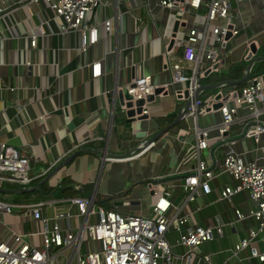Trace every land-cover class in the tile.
<instances>
[{
  "label": "crops",
  "instance_id": "crops-1",
  "mask_svg": "<svg viewBox=\"0 0 264 264\" xmlns=\"http://www.w3.org/2000/svg\"><path fill=\"white\" fill-rule=\"evenodd\" d=\"M129 3L132 16L129 13L123 16V31L118 35H104L99 27L98 41L82 53L74 48L75 35L60 34L53 20L50 21L53 32L48 28L46 35L39 36L37 46L30 48L28 35L35 31L39 22L35 14L38 9L29 10L17 0H11L9 12L0 19V85L16 89L0 88V141L29 158L31 181L26 187L0 183L3 190L29 189L13 193L0 191V201L15 204L63 199L44 206L42 215L47 218L48 227L56 222L61 228L74 231L82 218L66 199L87 193L119 212L149 216L156 200L150 184L157 183L158 193L170 191L173 207L167 215H186L187 221L181 230L222 226L221 235L216 234L200 244L197 251L176 259L177 263L187 264L190 257V263L197 264L199 254L207 253L213 264H264L250 256L249 248L235 251V245L247 238L251 230H258L253 244L259 252H264V229L259 230L257 221L249 215L255 204L248 190L233 194L229 200L221 199L224 187L237 184L225 172L217 173L209 181L208 193L198 189L192 202L185 201L180 186L183 176L192 172L199 160L220 168L229 149L244 153L249 160H260L264 154L262 140L256 143L240 136V126L235 121L226 132L225 141H218L217 126L221 115L216 109L197 118H179L182 104L176 100L174 90L180 84H171V72L162 57L163 40L167 37L162 40L158 37V32L167 34L176 23L171 13L159 8H156L158 20L155 23L142 11L143 22L139 23L133 18L139 11L133 0ZM231 6L239 33L223 48L226 57L223 71L209 73L199 80L200 86H204L198 93L202 103L220 90L226 93L240 88L235 87L240 83L232 85L231 82L240 80L251 63L246 57V41L254 40L257 46L248 77L261 74L264 78V60L257 58L264 57V0H231ZM109 13L111 7H99L92 21L100 22ZM39 16L48 19L51 13L43 9ZM200 23L202 18L198 16L194 24ZM92 59L101 62V75L97 78H92L86 67ZM25 60H30L32 65H25ZM240 66L243 67L241 77L234 76L235 69ZM141 74L150 75L153 84H167V90L147 104L148 116L117 118L121 103L118 92L114 93L116 88ZM220 82L224 83L212 87ZM241 83L245 85L246 81ZM33 86L49 90L45 95L38 94L33 92ZM263 104L258 102L257 105L262 107ZM18 106H22L19 113ZM246 110V105L237 106L236 119L243 117ZM40 115L42 119H38ZM259 118L264 121V113ZM194 124L209 129L207 148L197 149ZM149 143L150 147L144 152L129 157ZM23 193L30 195L23 196ZM237 210L243 218H238ZM66 211L73 215L54 218ZM95 220L92 216L91 221ZM42 229L41 221L31 215H21L14 208L10 213L0 212L1 240L8 239L14 231L23 234L31 244L40 246ZM178 236L179 232L173 227L166 232L172 251L181 256L188 248L177 244ZM98 248L97 241L85 237L80 251L85 253ZM70 251L65 249L64 254L69 256ZM59 261L64 262V256L59 257Z\"/></svg>",
  "mask_w": 264,
  "mask_h": 264
},
{
  "label": "built area",
  "instance_id": "built-area-1",
  "mask_svg": "<svg viewBox=\"0 0 264 264\" xmlns=\"http://www.w3.org/2000/svg\"><path fill=\"white\" fill-rule=\"evenodd\" d=\"M130 0H17V3L27 7H37L39 22L35 31L29 36L30 48L37 46L39 36H44L47 29L53 32L50 21H56L58 32L62 35L73 34L77 39L75 50L86 52L99 38V27L104 35L116 34L123 31V16L130 13ZM139 13L133 18L143 22L141 11L144 7L145 17L151 18L153 23L157 21L156 8L171 13L176 28L167 34L158 32V37L163 40L162 57L166 68L171 72V84H180L174 90V96L180 104V119L189 117L197 118L213 110L215 103H220L216 108L220 112L221 122L217 126L218 141H225L226 132L233 122L240 126L239 135L251 138L256 143L262 140L264 147V121L259 118L264 113V104L258 107V102H264V78L257 74L248 77L245 85L238 90H230L223 93L221 90L208 97L200 106L198 98L193 100L194 93L200 86L199 80L207 74L217 72L226 65L224 47L229 39L239 33L237 25L233 21L231 13V0H133ZM241 1V0H235ZM111 7V13L105 15L100 22L92 21L95 10L99 7ZM11 8V0H0V19ZM49 10L50 18L43 19L39 13ZM199 10H203L199 12ZM132 16V15H131ZM202 18V23L195 25L197 17ZM2 35L0 30V44ZM254 40L246 41L248 48L246 57L253 55L250 45ZM207 44V46H206ZM257 48V46H256ZM181 53L178 54V51ZM112 52H115L113 50ZM119 50L117 49L116 55ZM25 65L30 67L32 62L25 60ZM86 67L90 69L92 78L101 75V62L92 59ZM14 90L15 87L1 86ZM157 88L160 95L167 90V84L157 85L151 82L150 75H139L130 82L118 86L114 93L127 91L130 98L123 99L120 108L125 112L127 119H136L144 115L148 116V96L153 95ZM33 92L47 94L48 88L32 87ZM47 90V91H46ZM108 92V91H107ZM186 93V95H185ZM154 95V96H157ZM216 96H219L216 98ZM137 100H143L140 106H136ZM231 102L233 104H231ZM131 103V106L127 104ZM246 105V114L236 119L237 106ZM18 113L22 106H18ZM129 110L132 115H127ZM43 115L38 116L42 119ZM193 132L196 138L198 150L208 147L209 129L201 128L194 124ZM150 143L129 157L133 158L144 152ZM105 159H111L105 157ZM29 158L21 154L5 141H0V183L17 184L26 187L30 181ZM225 172L230 174L237 182L234 187L226 186L221 191V199L229 200L231 196L241 190H248L250 199L255 207L249 215L258 223V229H264V154L260 160H249L244 153L229 149L222 160L221 167H214L204 160H199L192 172L183 176L180 184L185 193V201L192 202L198 189L204 193L210 191L209 181L217 174ZM157 183H151L150 188L156 196L151 206L149 216L126 214L114 208H105L98 205L93 195L77 196L66 199L68 205L75 206L77 216L82 218L73 231L69 228H61L54 222L48 227L47 218L42 215V208L53 205L62 200H38L32 203H7L0 201V212L10 213L13 208L21 215H31L43 224L41 230V245L36 246L24 239L23 234L12 232L8 239H0V264H179L176 259L182 258L188 253L197 251L200 244L222 234V226H195L185 231L181 226L186 223V215L168 216V210L173 207L170 200V191L157 192ZM65 201V200H64ZM238 218H243L238 210ZM70 211L58 213L55 219L70 218ZM95 216L96 220L91 221ZM173 227L179 232L177 244L185 246L187 253L178 256L172 251V246L166 238V232ZM258 231V230H257ZM256 230H251L247 238H243L235 245V251L249 248L250 256L264 262V252H259L253 244L257 235ZM99 243L98 250L80 251L83 239ZM65 249H70V255L64 254ZM64 256L65 261L60 262L59 257ZM190 257H188V263ZM197 264H213L211 255L200 253Z\"/></svg>",
  "mask_w": 264,
  "mask_h": 264
},
{
  "label": "water",
  "instance_id": "water-1",
  "mask_svg": "<svg viewBox=\"0 0 264 264\" xmlns=\"http://www.w3.org/2000/svg\"><path fill=\"white\" fill-rule=\"evenodd\" d=\"M176 25V24H175ZM176 27H174V29H175ZM250 49H251V52H252V54H255L256 53V50H257V48H256V46H255V44L254 43H252L251 45H250ZM259 60H264V57H257ZM257 58H255V59H257ZM248 59H251V63H252V60L254 59V58H252V56L251 55H249V58ZM250 63V64H251ZM250 64L247 66V70H246V72H245V74H244V76L240 79V80H238V81H234V82H231L232 83V85H236V84H239V83H241V82H244V81H246L247 79H248V69H249V67H250ZM224 82H220V83H217V84H213L212 85V87H217V86H219V85H221V84H223ZM203 87L204 86H199L198 88H197V90H196V92L194 93V96H193V100L195 99H197L198 98V93L200 92V90H202L203 89ZM211 87V88H212ZM161 91V88H157L156 90H155V92H154V94L153 95H150V96H148V100H152L153 98H154V95H157L159 92ZM185 95H186V93H185ZM219 96H216V98H218ZM118 98H119V102L122 104V102H123V99H127V98H130V95H128L127 94V91L126 90H123L122 92H118ZM143 103V100H137L136 102H135V105L136 106H140L141 104ZM128 106H131L132 104L131 103H128L127 104ZM220 106V103L218 102V103H215L214 105H213V109H216L217 107H219ZM133 114V111L132 110H129L128 112H127V115L129 116V115H132ZM0 191H6V192H10V193H13V192H26V191H29V189H25V188H20V189H16V190H3V189H0ZM96 201V200H95Z\"/></svg>",
  "mask_w": 264,
  "mask_h": 264
},
{
  "label": "trees",
  "instance_id": "trees-1",
  "mask_svg": "<svg viewBox=\"0 0 264 264\" xmlns=\"http://www.w3.org/2000/svg\"><path fill=\"white\" fill-rule=\"evenodd\" d=\"M242 71H243V67L242 66H240V67H237L236 69H235V73H234V76H238V77H241V73H242ZM218 72H219V70H218ZM243 85V83H240L239 85H237V86H235L236 88H238V87H241ZM124 120H126V119H124ZM128 120V119H127ZM21 195H23V196H25V195H30L29 193H23V194H21ZM84 195H88L87 193H84ZM17 199L19 200L20 198L19 197H17ZM35 201H37V200H35ZM34 200H29L28 202H26V203H32V202H35ZM99 201H96V203L97 204H99V205H101V206H103V207H105V208H109V206L107 207L106 205H103L101 202H99ZM23 203V202H22Z\"/></svg>",
  "mask_w": 264,
  "mask_h": 264
},
{
  "label": "rangeland",
  "instance_id": "rangeland-1",
  "mask_svg": "<svg viewBox=\"0 0 264 264\" xmlns=\"http://www.w3.org/2000/svg\"><path fill=\"white\" fill-rule=\"evenodd\" d=\"M202 11H203V10H199V12H202ZM142 12H143V15H145L144 7H143V9H142ZM222 71H223V69L220 68V69H219V72H217V73H221ZM199 103H200V106H202V102L199 101ZM124 117H125V112L120 108V109L117 111V118L122 119V118H124ZM73 264H75V263H73Z\"/></svg>",
  "mask_w": 264,
  "mask_h": 264
}]
</instances>
